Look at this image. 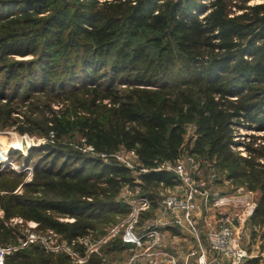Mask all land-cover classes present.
Listing matches in <instances>:
<instances>
[{
  "label": "trees",
  "instance_id": "16d2710c",
  "mask_svg": "<svg viewBox=\"0 0 264 264\" xmlns=\"http://www.w3.org/2000/svg\"><path fill=\"white\" fill-rule=\"evenodd\" d=\"M8 128L41 141L8 151L32 166L29 180L0 169V245L17 246L4 264L71 262L40 241L21 246L28 231L85 256L78 237L96 241L128 216L121 190L154 209L159 183L176 182L161 164L183 155L258 192L248 221L264 241V0H0ZM120 149L136 156L139 183ZM110 244L106 255L123 247Z\"/></svg>",
  "mask_w": 264,
  "mask_h": 264
},
{
  "label": "built area",
  "instance_id": "2783aa9c",
  "mask_svg": "<svg viewBox=\"0 0 264 264\" xmlns=\"http://www.w3.org/2000/svg\"><path fill=\"white\" fill-rule=\"evenodd\" d=\"M129 152L134 154L132 151ZM184 159H189L195 165V168L197 169L196 173L199 172L200 169H202L199 166V163L195 162L193 156L188 155H183L181 159H178L173 163L164 162L163 164H161V168L175 173L176 182L175 184H173L174 187L165 186L163 182L159 183L158 189L160 187H165V191L163 192L159 190L157 192L161 197L158 198L157 207L160 208V215L171 213L173 223L180 226H186L197 236L200 229H198V221L196 218V212L199 210L196 196L201 195L203 200L207 202L208 195L207 191L203 188H200L199 185H193L194 180L191 179L189 171L186 169L183 163ZM10 164L12 165L11 162ZM23 167L24 168L22 169V171L31 169V166ZM209 169V177L212 180H209L210 185L208 186L211 187L214 186L213 183L216 182V179L219 176L213 167H210ZM146 170L147 169L145 168H141V171ZM201 184L203 185V182H201ZM176 186L178 189H175ZM217 200H219V202H216V204H224L225 199H223L222 197L218 198ZM126 202L130 204L131 207L127 218L123 220V222H129V224L126 229L127 236L122 239V241L123 243L124 241H131L133 243L132 249L134 255L124 264H135L137 259L143 255L149 257V260H147L146 264L174 263L173 259L166 251H160L156 248V245L158 244L157 240H159L160 237L158 230L152 228L140 233L135 231V226L138 223L141 211L151 205L150 199L148 197L141 196L137 198V204H133L128 200H126ZM244 203V207L240 206L242 208L241 212L232 214L229 211L225 213L223 211H220V209H217V211L215 210V213H213V215L211 214L213 217L208 216L204 218V221L202 223V231L208 242V247L217 259L218 264H241L250 256V253L243 245H241L239 241L237 224H241L240 222H243L244 219L249 218L253 214L255 210V204L245 201ZM244 203H242L241 205H244ZM240 215H242V218L240 217ZM234 220H236L237 223H234ZM123 222L113 225L112 229L110 227L108 233H111L112 236H115L120 230L121 224ZM33 223L35 226L36 223ZM31 236L32 237H29L28 235L27 240L24 241L21 246H26L27 244L34 241H40L48 250L58 251V249H63L67 251L72 257V262L80 264L86 262L90 254L93 252L101 255L98 249L103 245L101 244L98 249H93L92 245H88V243H90L91 241L89 239L90 235L78 237L76 242L84 243L87 245L85 256H80L75 253L68 245L64 243L57 244V238L54 234H50L48 236L32 234ZM106 240V238L101 237L96 240V242L98 241V244L99 242H105ZM16 248L17 246L14 245L6 247L0 245V264H4L5 256ZM104 262L105 258L102 256V263L104 264Z\"/></svg>",
  "mask_w": 264,
  "mask_h": 264
},
{
  "label": "rangeland",
  "instance_id": "374dc122",
  "mask_svg": "<svg viewBox=\"0 0 264 264\" xmlns=\"http://www.w3.org/2000/svg\"><path fill=\"white\" fill-rule=\"evenodd\" d=\"M259 0H257L258 2ZM193 127V126H192ZM192 127H188L187 128V133L186 136L192 134L193 129ZM250 130H240V133H245V132H249ZM257 132V131H256ZM241 138V137H236V139ZM41 141V139H38L36 137H31L28 135H21L19 133H17L16 131H14L13 129H6V130H0V169L5 167V166H10V168L14 169L16 172H22V169L24 168L23 166L25 165H21L20 163H17L13 158H10L8 155V151L11 149L10 147H16V148H20L17 150H21L24 153H26L27 148L30 145H34V144H38ZM8 144H15V145H19L22 147H17L15 145H8ZM241 153L244 155L245 152L242 148V146H239V148ZM114 155H116V158L119 159L120 161H122L123 163H125L127 166L132 168V173L134 174V177H136V175H138V172L134 169V165L137 163L136 161V156L134 154H132L131 152H128L126 150H122L120 149L117 153H115ZM183 157V156H182ZM181 157V158H182ZM180 158V159H181ZM10 162L12 163V165L10 164ZM184 165L186 167V169L189 171V175L191 177V179L194 180L193 185H199L200 188H203L204 190L207 191V195H208V203L210 204V209H211V214L213 215V213H215V210L217 211V209H220V211H223L225 213H227L228 211L231 212L232 214L234 213H238L241 212L242 208L240 206H245V202H249V203H253L257 204V197H258V192L257 191H250L247 189H244L241 186H237L235 184H232L230 181L223 179L222 176H220L219 178L216 179V182L213 183L214 186L209 187L208 185H210V181L212 180L209 177V171L210 169H200L199 172L196 173L197 169L195 168V165L189 160V159H184ZM26 172V176H25V180H29L32 176V166L31 169H27L25 170ZM173 173V172H172ZM175 175V173H173ZM218 174V173H217ZM176 176V175H175ZM137 179V178H136ZM223 179V180H222ZM136 182H140L138 179L136 180ZM201 182H203V185L201 184ZM184 185V184H183ZM177 188V186L175 187V189ZM178 189V188H177ZM182 189V188H181ZM161 190V191H165V187H160L159 189H157V192ZM156 192V200L158 201V198L160 197V194ZM138 190H136L135 193H132L130 191H122L121 194H119V196L121 198H123L125 201L128 200L130 202H132L133 204H137V198H138ZM223 198L224 200V204H216V202H219V200H217L218 198ZM161 198V197H160ZM157 201H156V208L155 210H150L145 211L144 213H141L138 219V223L135 226V231L137 232L139 230V226L143 227V226H147L150 225V218L155 216V213H159L160 208L157 207ZM197 201V200H196ZM198 203V202H197ZM242 203H244V205H241ZM150 207V206H148ZM244 209V208H243ZM212 215H210L211 217H213ZM208 217V216H206ZM240 217L242 218V215H240ZM127 218V217H126ZM123 220H125V218L123 219H118L116 216V221L115 223L110 224V222L108 223V225H110L109 227L115 225V224H119L121 222H123ZM249 218H246L243 220V222H240L241 224H237L238 225V235H239V241L241 243V245L245 246V247H249L250 246V238H249V233H251L253 227L250 225L249 223ZM247 222V223H246ZM142 223V225H141ZM129 222L124 221L121 224L120 230L118 231V233L115 236H112L111 233H108L106 235H104L102 238H106L107 240L104 242L101 241V243L99 242L97 244V242L91 237H89V239L91 240L90 243H88V245H92L93 249H98L99 246L101 244H103L98 250H100L101 253H106L107 250H110V243L115 244L116 242H118L119 240L124 239L127 235H126V229L128 226ZM139 224V226H138ZM27 227L29 229H31L32 227H34V223L33 221L28 222L27 223ZM202 227V226H201ZM201 227H198V229H201ZM25 227L22 228V231H26L27 229H24ZM110 229V230H111ZM254 229L256 230V227H254ZM32 234H36V232L34 231H28V235L29 237H32ZM42 237V236H41ZM257 241H255L259 246V248H261V246L263 245L264 241H262V239L259 238V236H256ZM157 242L161 243L164 245L165 241L162 242L161 240V236L159 237V240H157ZM254 242V243H255ZM167 244V243H166ZM60 250V249H58ZM264 252V251H263ZM134 255L133 251L127 252V251H122L121 249H116L113 252L110 253V255H108L110 262L108 264H124L125 262H127L132 256ZM149 258V257H148ZM146 258H138L137 259V263L135 264H139L140 262H143V264H146L147 260L149 259Z\"/></svg>",
  "mask_w": 264,
  "mask_h": 264
},
{
  "label": "crops",
  "instance_id": "0c3cea01",
  "mask_svg": "<svg viewBox=\"0 0 264 264\" xmlns=\"http://www.w3.org/2000/svg\"><path fill=\"white\" fill-rule=\"evenodd\" d=\"M171 186L174 187V185ZM124 190L127 191L128 189L124 187L121 190L120 194ZM196 200L199 205V210L196 212V218L198 221L197 226L201 227L204 218L206 216H210L212 211L210 209V204L208 202H205L201 195H197ZM155 208H145L141 211V213H144L145 211L149 212L150 210H155ZM150 219V225L141 227L138 224L140 228L137 232H144L152 228L158 230L162 242L165 241V243L163 245L159 242L156 245V248L160 251H166L174 261V263L172 264H218L217 259L208 247V242L202 231V227L198 232V235L196 236L186 226H180L178 224L173 223L171 213H166L164 215L155 213V216ZM249 238L250 246L244 247L250 253V256L241 264H253L254 258L257 259L254 264H264V252L258 247L259 245L255 242L257 241V239L252 238L250 233ZM122 246L123 247L121 248V250L124 252L133 251V249L125 247L124 243L122 244ZM101 255L105 258L104 264H108L110 262L108 255H106V253H101ZM141 257L146 259L148 258L145 255L140 256L139 258ZM68 264L75 263L71 260V262ZM139 264H143V262H140Z\"/></svg>",
  "mask_w": 264,
  "mask_h": 264
},
{
  "label": "water",
  "instance_id": "95a60500",
  "mask_svg": "<svg viewBox=\"0 0 264 264\" xmlns=\"http://www.w3.org/2000/svg\"><path fill=\"white\" fill-rule=\"evenodd\" d=\"M234 223H237V221L234 220ZM124 246L129 248V249H132L133 248V243L131 241H124Z\"/></svg>",
  "mask_w": 264,
  "mask_h": 264
}]
</instances>
